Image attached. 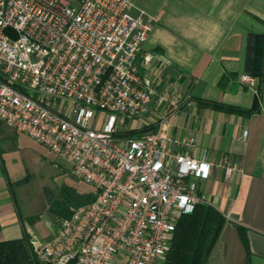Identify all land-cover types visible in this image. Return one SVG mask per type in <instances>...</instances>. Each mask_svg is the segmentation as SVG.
<instances>
[{"label": "built area", "instance_id": "built-area-1", "mask_svg": "<svg viewBox=\"0 0 264 264\" xmlns=\"http://www.w3.org/2000/svg\"><path fill=\"white\" fill-rule=\"evenodd\" d=\"M133 4L0 0V121L67 161L95 192L49 240L31 239L39 264H163L177 220L208 203L201 182L218 167L227 182L240 169L175 151L171 144L195 139H173L163 121L139 131L150 106L178 109L187 96L146 72L158 59L139 57L152 18L131 14ZM94 114L106 115L104 127L89 126Z\"/></svg>", "mask_w": 264, "mask_h": 264}, {"label": "crops", "instance_id": "crops-1", "mask_svg": "<svg viewBox=\"0 0 264 264\" xmlns=\"http://www.w3.org/2000/svg\"><path fill=\"white\" fill-rule=\"evenodd\" d=\"M130 12L152 18L139 56L158 58L145 68L148 75L161 86L174 81L187 96L178 109L150 106L139 131L156 132L163 121L173 139H195L193 145L171 144L175 151L240 163L228 182L220 167L201 182L207 204L226 221L206 264H264V73L255 87L242 80L248 35L264 34V0H134ZM160 61L168 63L163 70ZM24 137L31 139L0 121V241L24 232L46 241L55 232L50 224L41 229L32 200H19L35 156Z\"/></svg>", "mask_w": 264, "mask_h": 264}, {"label": "trees", "instance_id": "trees-1", "mask_svg": "<svg viewBox=\"0 0 264 264\" xmlns=\"http://www.w3.org/2000/svg\"><path fill=\"white\" fill-rule=\"evenodd\" d=\"M246 67L248 68L247 75L258 81L261 80L262 73H264V34L251 33L248 35ZM227 109L244 113L253 108L243 110L227 107ZM94 197V191L80 196L76 204L64 214V217L70 215L72 207L88 203ZM225 223L221 212L205 203L197 205L192 212L181 215L175 224L173 237L163 264H206ZM240 237L247 251L246 238L241 234ZM0 264H39L33 255L31 238L27 232H24L21 238L0 241Z\"/></svg>", "mask_w": 264, "mask_h": 264}, {"label": "rangeland", "instance_id": "rangeland-1", "mask_svg": "<svg viewBox=\"0 0 264 264\" xmlns=\"http://www.w3.org/2000/svg\"><path fill=\"white\" fill-rule=\"evenodd\" d=\"M105 123L106 115L94 114L89 126L104 127ZM128 123L129 121L125 124L126 127ZM120 128L124 127L120 126ZM24 138V143L30 145L35 156L31 165L30 182L17 190L19 200L21 205L24 200H32L30 209L36 215L41 229L50 230L48 226L55 227L69 208L76 204L79 197L94 191V188L77 178L72 173L70 164L46 146L27 137ZM14 155L18 157L17 154Z\"/></svg>", "mask_w": 264, "mask_h": 264}]
</instances>
